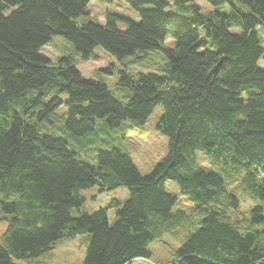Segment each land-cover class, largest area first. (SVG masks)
Segmentation results:
<instances>
[{"label": "trees", "instance_id": "trees-1", "mask_svg": "<svg viewBox=\"0 0 264 264\" xmlns=\"http://www.w3.org/2000/svg\"><path fill=\"white\" fill-rule=\"evenodd\" d=\"M91 1L103 0H0V193L12 198L1 203L9 217L0 264H28L83 233L91 238L82 264L147 259L153 241L187 221L185 212L172 213L177 199L167 181L205 215L172 264H264L263 208L243 217L238 195L197 162L201 152L222 163L227 177L241 176L251 198L264 199V47L257 30L264 0H204L212 10L195 0H124L139 22L107 13L104 25L90 14ZM225 4L229 12H219ZM80 16L87 17L82 24ZM234 26L242 32L232 33ZM169 34L175 45L163 48ZM54 35L69 40L81 62L96 60L100 47L118 59L161 50L165 66L161 74L121 71L118 84L131 91L123 103L104 81L83 77L70 57L53 65L41 48ZM158 106L155 128L168 138V154L146 176L117 148L99 151L95 166L69 148L93 142L86 135L95 133L97 119L99 130L124 121L140 127ZM54 117L65 118L63 138L39 130ZM93 186L125 187L128 199L72 217L85 202L81 192Z\"/></svg>", "mask_w": 264, "mask_h": 264}, {"label": "rangeland", "instance_id": "rangeland-1", "mask_svg": "<svg viewBox=\"0 0 264 264\" xmlns=\"http://www.w3.org/2000/svg\"><path fill=\"white\" fill-rule=\"evenodd\" d=\"M195 3L209 9H213L204 0H195ZM227 4L217 8L219 12H229ZM90 14L102 25L106 23V14L111 13L122 16L133 22H139V13L132 9L124 0H103L101 2L91 1L88 5ZM173 12H178L173 7ZM86 16H80L77 19L78 24H82L86 20ZM264 47V27L257 28ZM234 34H240L241 27L234 26L230 29ZM201 38H205L204 30L200 31ZM175 45L174 38L169 34L166 36L163 48L171 49ZM42 54L47 56L53 65H56L60 58L70 57L75 62L76 68L85 78L104 81L111 95L117 100L125 103L131 96V91L119 85L121 77L120 72L125 71L127 74L156 73L163 72L166 58L161 50L136 52L135 54L118 59L107 53L100 47L95 49L97 53L96 60L87 62L79 61V55L74 49L72 43L64 36L54 35L49 42L41 48ZM258 65L264 69V60H259ZM110 68V72H102V69ZM61 112L66 117V109L63 107ZM162 115V107L155 108L143 126H136L131 121H124L120 126L113 129L104 128L99 130L98 124L102 123V119H97V128L95 133H89L86 137L92 139V143L82 147L78 144H69L74 148L82 160L95 166L97 163V153L99 151H110L113 148L121 150L127 154L139 173L146 176L154 170V168L163 162L168 154V138L161 135L155 128L157 121ZM55 118V117H54ZM57 120V122H55ZM51 123L46 121L39 122V129L43 134L52 135L54 137H65L62 127L65 118H55ZM66 133V131H65ZM67 134V133H66ZM68 137V136H67ZM198 164L207 172L216 173L225 180V186L228 192H233L239 197L240 211L243 217H247L250 210L255 206H260L264 210V199L251 198L242 188L241 176L232 174L229 178L222 169V163H211L203 153L197 152ZM165 190L168 194L177 199L173 212L183 211L187 214V221L182 225H176L166 232L161 239L153 241L149 247V258L136 259L130 264H172L176 261V252L181 247L186 238L193 233L199 226L200 220L205 216L194 209L193 204L188 202L180 193L179 187L175 182H165ZM85 198V202L80 208L71 209L72 217L77 218L86 213L91 214L100 207H106L112 198H118L121 202L128 199V191L125 187H119L111 191H100L98 186L89 187L81 192ZM12 198L5 199L0 193V237L7 225L6 217L2 208V202H9ZM109 222L115 221V210L108 209ZM90 234L83 233L73 238H67L56 242L52 249L40 254L37 258L29 261L28 264H82L85 257L89 242ZM25 264V263H24Z\"/></svg>", "mask_w": 264, "mask_h": 264}, {"label": "bare ground", "instance_id": "bare-ground-1", "mask_svg": "<svg viewBox=\"0 0 264 264\" xmlns=\"http://www.w3.org/2000/svg\"><path fill=\"white\" fill-rule=\"evenodd\" d=\"M140 259H141V258H140ZM135 260H136V259H135ZM132 262H133V261H132ZM132 262H131V263H132ZM129 264H130V263H129Z\"/></svg>", "mask_w": 264, "mask_h": 264}]
</instances>
